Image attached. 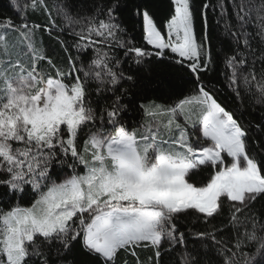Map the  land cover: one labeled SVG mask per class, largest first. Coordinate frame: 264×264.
Wrapping results in <instances>:
<instances>
[{
	"label": "snow or ice",
	"instance_id": "obj_1",
	"mask_svg": "<svg viewBox=\"0 0 264 264\" xmlns=\"http://www.w3.org/2000/svg\"><path fill=\"white\" fill-rule=\"evenodd\" d=\"M171 2L173 11L159 27L148 6L134 9L144 39L155 51L121 39L125 29L118 22L119 0H109L83 18L73 15L70 5H54L66 24L80 27L71 33L77 37V51L94 53L79 67L69 57L63 68L34 39L42 27L49 35L57 27L46 0H9L7 6L19 22L7 15L0 19V185L19 193L28 185L35 196L31 206L0 208V264H29L34 257L48 264L42 245L70 252L77 243L92 264H116L121 251L136 257L137 248L149 246L158 260L164 241L169 247L184 245L176 223L180 216L191 211L208 222L222 213L225 202L232 247L217 238L223 228L195 236L212 242L220 264H264V224L255 213L249 215V206L264 195V157L250 155L247 131L218 102L214 86L201 78L210 70L212 57L206 32L197 38L192 0ZM217 6L225 32L254 57L246 73L245 52L235 50L225 57L229 87L239 96L242 82L245 92L256 89V103H264V0H217ZM209 7L208 2L202 6L205 29ZM228 7L238 21L235 32L227 19ZM28 9H43L48 25L30 24ZM249 25L254 32L248 31ZM11 33L16 34L12 40ZM256 38L259 56L252 46ZM115 47L125 49L123 62L131 60L137 69L153 56L167 61L174 75L155 89L167 91L174 102L139 104L141 121L125 123L121 113L137 105V96L148 99L143 94L148 82L141 81L139 92H130L141 78L138 72L126 75L118 70L122 61L110 54ZM255 60L262 64L259 72ZM40 61L52 71L38 68ZM93 91L114 93L99 113L92 106ZM54 164L60 166L56 174L63 176L59 182L52 178ZM64 165L70 174L64 175ZM204 165L215 171L197 186L189 173ZM188 256L185 252L183 264H189ZM191 264L202 262L192 257Z\"/></svg>",
	"mask_w": 264,
	"mask_h": 264
},
{
	"label": "trees",
	"instance_id": "obj_2",
	"mask_svg": "<svg viewBox=\"0 0 264 264\" xmlns=\"http://www.w3.org/2000/svg\"><path fill=\"white\" fill-rule=\"evenodd\" d=\"M21 3H25L26 0H20ZM109 0H46L49 10L51 11L52 19L56 21L57 27L52 28V33L49 35L48 31L44 27L37 30L34 39L36 37L43 38L45 45H42V38L36 40L38 48H42L47 57L51 58L54 64L58 67L67 68L69 57L79 67L81 63H87L93 58L94 53L92 50L87 52H78L75 48L77 37L73 32L80 31L78 25L69 26L63 20L62 16H58L54 5H70L73 15L83 18L94 14L97 6L104 7L107 5ZM120 8L118 10V22L125 29L124 32L119 33L121 39L129 45L141 47L147 51H155L153 47L147 45L144 39L143 24L139 16L134 14V9L138 5H146L149 7L150 12L153 14L154 19L159 26L167 20L173 11L171 0H119ZM205 2H208L210 7L207 10V28L205 29L204 18L202 16V6ZM258 4L259 0H255ZM194 8V26L198 40L202 39L207 34V43L210 45L212 64L207 74H201L205 84H212L214 86V95L218 99V102L222 104L227 110L231 111L234 118L242 125L248 133V147L251 150L250 155H257L258 158L264 157V103H256L254 95L256 89L252 88L250 91L245 92L244 85L242 82L239 85L240 95H236V91L229 87V69L225 64V57L232 55L235 50L245 52L249 65L245 66V73L254 57L249 54L248 50L243 45H236L231 34L226 33L224 29L225 19L221 18L220 10L217 6V0H192ZM227 4V0H225ZM9 4V0H0V19L5 15L10 16L14 22H19L16 15L12 11ZM215 6V7H214ZM28 22L39 23L41 25H48V15L40 9L36 12H32L30 9L26 10ZM98 18H104L101 14ZM228 22L233 25L232 31H236V25L238 21L233 15L231 7H228ZM219 21V22H217ZM249 32H254L252 25L248 26ZM16 34L11 33L10 38H15ZM243 38L241 37V40ZM61 41L63 44H61ZM253 48L256 49V55H260V47L258 45V38L252 41ZM67 49V51H65ZM105 51L108 48L105 47ZM125 49L115 47L111 50L110 54H114L115 57L119 58L122 63L119 66L120 71L127 74L139 73L140 80L137 81V87H130V92H139L140 87H143L141 81L148 82L147 87H143V94L148 97L147 100L141 99L139 96L136 97L137 105H129V109L121 113L122 119L125 123H134L141 121V110L138 105L155 101L160 104H170L174 100H170L167 91L161 89L156 90L155 85L159 82L166 84V77L174 75L173 70L169 67L167 61L157 60L154 56L146 61L145 65L140 69H137L136 65L132 64L131 60H126L124 57ZM46 71H52L50 66L45 61H40ZM262 64L260 60H255V69L259 72ZM54 75V72H53ZM71 79V77H69ZM125 87L129 85L125 82ZM95 86L93 85V88ZM105 87H109L105 85ZM192 88L195 85H191ZM118 94V93H117ZM114 98V93L111 91H104L97 95L93 91L91 95L92 106L97 109V112L105 106L110 104ZM123 103L127 104L128 99L125 98ZM136 110L133 111L132 108ZM181 122L182 119H181ZM192 135V134H191ZM190 135V137H191ZM193 136V135H192ZM69 163L71 161L69 160ZM60 166L53 165L52 178L55 180L63 179V176L56 174L57 169ZM83 170V166H79L77 171ZM64 175L70 174L71 169L67 165L63 166L62 169ZM215 169L207 165L200 166L189 173L190 182L196 183L197 186H203L214 173ZM35 193L30 191V186L25 185V193H19L9 190L6 186L0 185V208H6L7 206H13L19 203L21 206L28 207L34 199ZM223 199V198H222ZM249 215L255 213L259 217L261 224H264V195L258 196L255 201L249 206ZM245 211H249L246 209ZM243 215V213L239 214ZM230 218L229 203L225 202L223 205V211L215 219H211L205 222L203 214H197L189 212L187 216H180L177 223L178 232H183L185 239L184 245L177 243L169 247L168 242L164 241L161 245V255L159 259L155 257L154 249L149 247H140L136 249L137 256L134 257L130 252L121 251L116 259V264H137V257L139 258L140 264H183L184 253L187 252L189 264H191L192 257H195L197 261H201L202 264H220L219 258L214 254L212 242L207 239H199L195 236L198 232H207L213 230V227L219 229L223 228L222 232H217V238H223L228 241V246L232 247L233 244V229L228 226ZM249 230L251 224L247 225ZM240 231H243L241 226ZM260 233L258 232V235ZM41 251L47 256L48 264H92V258L84 253L80 245L77 243L70 252H57V246L52 245L49 247L41 246ZM151 257V260L149 259ZM42 257H34L29 260V264H41Z\"/></svg>",
	"mask_w": 264,
	"mask_h": 264
},
{
	"label": "rangeland",
	"instance_id": "obj_3",
	"mask_svg": "<svg viewBox=\"0 0 264 264\" xmlns=\"http://www.w3.org/2000/svg\"><path fill=\"white\" fill-rule=\"evenodd\" d=\"M40 38H42V37L40 36ZM40 38L36 37L35 41H36V40H39ZM12 39H14V38H10V40H12ZM42 45H43V46L45 45L43 38H42ZM36 46H37V45H36ZM150 46H151V45H150ZM37 47H38V46H37ZM151 47H153V46H151ZM38 68L43 69L44 71H46L45 68L43 67V65L40 64V62H39V64H38ZM193 131H194L193 129H189L190 135L192 134ZM195 138H196V137H195V136H192V135H191V137H190L191 140H195Z\"/></svg>",
	"mask_w": 264,
	"mask_h": 264
}]
</instances>
